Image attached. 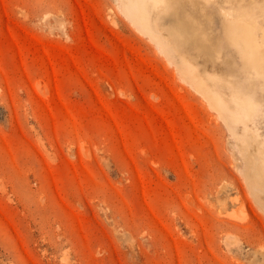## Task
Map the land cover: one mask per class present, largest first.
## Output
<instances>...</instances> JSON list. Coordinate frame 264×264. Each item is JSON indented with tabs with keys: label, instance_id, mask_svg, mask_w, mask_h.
Listing matches in <instances>:
<instances>
[{
	"label": "rangeland",
	"instance_id": "rangeland-1",
	"mask_svg": "<svg viewBox=\"0 0 264 264\" xmlns=\"http://www.w3.org/2000/svg\"><path fill=\"white\" fill-rule=\"evenodd\" d=\"M251 5L261 47L264 0H169L161 42L125 0H0V264H264V72L224 25Z\"/></svg>",
	"mask_w": 264,
	"mask_h": 264
},
{
	"label": "bare ground",
	"instance_id": "bare-ground-1",
	"mask_svg": "<svg viewBox=\"0 0 264 264\" xmlns=\"http://www.w3.org/2000/svg\"><path fill=\"white\" fill-rule=\"evenodd\" d=\"M167 6H169V0H125V7L129 15L137 24L146 28L158 42H161V37H156L159 33L152 10ZM250 7L252 9L253 6L244 7L237 13L224 12L225 33L230 44L245 55V59L249 63L248 65L255 72L262 73L264 72V45L261 47L257 45L259 44L255 31L257 29V23L255 13ZM164 47L172 54L174 50L173 45L166 43ZM223 86L224 84L214 86L211 90L212 97H214L215 101L226 113L238 119H246L247 112L252 110L249 107V103H246L237 92H230L228 96H225V87ZM258 174L264 178V169L260 170ZM256 186L259 188L264 187L259 182Z\"/></svg>",
	"mask_w": 264,
	"mask_h": 264
}]
</instances>
